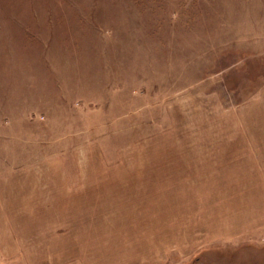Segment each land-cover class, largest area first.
<instances>
[{
  "label": "rangeland",
  "instance_id": "374dc122",
  "mask_svg": "<svg viewBox=\"0 0 264 264\" xmlns=\"http://www.w3.org/2000/svg\"><path fill=\"white\" fill-rule=\"evenodd\" d=\"M0 264H264V0H0Z\"/></svg>",
  "mask_w": 264,
  "mask_h": 264
},
{
  "label": "crops",
  "instance_id": "0c3cea01",
  "mask_svg": "<svg viewBox=\"0 0 264 264\" xmlns=\"http://www.w3.org/2000/svg\"><path fill=\"white\" fill-rule=\"evenodd\" d=\"M260 16H258V18H259Z\"/></svg>",
  "mask_w": 264,
  "mask_h": 264
}]
</instances>
